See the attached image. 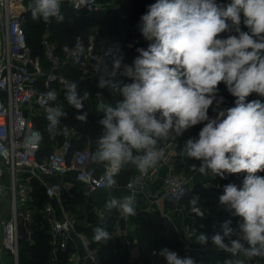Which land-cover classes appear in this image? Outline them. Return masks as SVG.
Returning <instances> with one entry per match:
<instances>
[{
  "label": "clouds",
  "instance_id": "9594fccd",
  "mask_svg": "<svg viewBox=\"0 0 264 264\" xmlns=\"http://www.w3.org/2000/svg\"><path fill=\"white\" fill-rule=\"evenodd\" d=\"M63 0H30L32 19L50 22L60 16ZM247 31L241 30V23ZM140 34L149 41L138 48L130 65H123L121 75L131 83L114 80L121 70L122 58H114L109 74L105 67L98 87H107L122 97L115 104L97 93L96 110L102 113V128L92 159L98 165L120 170L131 165L148 175L161 161L162 141H175L186 130L203 124L196 137L188 138L180 150L182 158L199 161L189 169L204 176L245 173L242 186L224 185L219 205L233 219H225L210 238L199 233V245L211 241L217 249L231 254L224 264H248L264 259V101L247 97L256 93L264 98V0H155L140 17ZM235 33L234 35L232 33ZM226 33V36H221ZM223 83L236 97L235 106L219 110L218 86ZM54 102L58 92L45 94ZM90 95H80L77 84L65 85L64 99L78 112ZM216 103L209 117V108ZM45 108L46 130L50 138L64 133L61 118L67 114L61 105ZM88 113L76 120L87 123ZM36 135L31 143H38ZM166 162V161H165ZM115 186V181L106 185ZM130 194L110 197L104 208L116 210L124 219L137 214V189L129 184ZM199 196L189 205L198 206ZM112 239L104 227L93 230V240L106 244ZM157 254L167 264H195L191 257H180L167 247Z\"/></svg>",
  "mask_w": 264,
  "mask_h": 264
},
{
  "label": "built area",
  "instance_id": "2783aa9c",
  "mask_svg": "<svg viewBox=\"0 0 264 264\" xmlns=\"http://www.w3.org/2000/svg\"><path fill=\"white\" fill-rule=\"evenodd\" d=\"M25 3H30V0H0V223L4 234L3 246L12 254L15 263L19 264L22 232L26 231L31 239L33 213L29 206L33 200L32 179L35 177L42 180L47 175L58 176L62 179L43 183L49 197L44 214L50 223L52 234L51 261L54 262L60 251H66L72 242L75 249L70 252L66 264H105L90 235L84 230H78L72 213L65 208L64 183L67 176L73 175L84 187L85 194L89 195L97 190L108 189L106 185L112 181H115L114 187L118 186V175L122 169L114 170L105 166L100 170L92 159L94 151L91 144L87 142L75 145L81 136L76 127L65 124L64 140L40 157L42 139L35 144L30 142L36 135L42 136L41 130L35 126L34 116L45 113V108L53 105L45 94L55 83L60 86L70 81L76 84L86 81L94 83L104 73L105 67L111 73L113 60L117 57L122 58L121 70L114 80L121 81L126 77L121 75L123 65H130L134 60L123 58L121 52L125 48L134 49L142 43L143 37L134 36L127 42L113 39L99 45L91 34L87 39L76 38L73 43L67 42L59 46L50 37L47 25L41 38L42 52L34 54L28 41L24 17L27 10L18 8ZM113 3L112 0H63L60 16L55 18L58 21L64 19L65 5L76 11L95 12L112 9ZM65 65L76 66L79 77L71 79L61 73L60 69ZM54 105L59 103L55 101ZM173 144L170 140L162 141L160 150L166 162L161 161L146 176L135 170L125 183V188L128 189V185L132 184L137 193L145 194L155 202L166 199L179 205L186 201L192 187L189 177L177 171L175 164L170 162ZM167 164L169 172L163 176L159 188L151 190V181ZM6 173L9 174V182L5 181ZM7 191L10 192L11 206L9 213L5 215L1 202ZM200 209L202 212L192 208V212L203 216L204 210Z\"/></svg>",
  "mask_w": 264,
  "mask_h": 264
},
{
  "label": "trees",
  "instance_id": "16d2710c",
  "mask_svg": "<svg viewBox=\"0 0 264 264\" xmlns=\"http://www.w3.org/2000/svg\"><path fill=\"white\" fill-rule=\"evenodd\" d=\"M113 7L109 10L90 12L87 10L76 11L68 5L63 6L64 19L58 21L56 18H52L50 22H44L43 20H33L30 11L26 13L27 22L26 29L28 34V41L33 49V53H41V38L46 31L47 25L49 26L50 37L57 42L59 46L65 43H73L76 39L75 36L82 35L87 39L91 34L95 36L96 43L103 45L110 40L117 39L122 42L131 40L134 36L141 35L138 29L140 23V17L144 14L148 5L155 2V0H112ZM230 0H217V3L226 4ZM241 30L247 31V27L243 24L240 25ZM235 34L234 32L232 33ZM226 33H222L221 36H226ZM149 41H143L137 45L134 49L125 48L121 52V56L125 59H132L138 55L136 51L138 48H147ZM121 83H131V79L128 77L123 78ZM219 94L217 98H223L222 103L228 107L235 104L236 97L232 96L226 86L221 83L219 86ZM52 89H61L62 96L64 98L65 85L60 86L54 84ZM80 95H83L84 90L82 85L77 88ZM119 96V95H118ZM122 99L121 96H119ZM264 98L259 97L256 93L247 97L248 101ZM67 115L61 118V128L63 124H68L77 128L80 140L75 142V145H84L89 142L93 151L96 149V140L101 135L102 128L97 123L102 118V113L97 112L96 109L89 108L88 103L84 101V107L79 112L71 105L64 111ZM88 113L87 123H81L76 120V116ZM46 113H41L34 116L35 126L42 132L41 148L39 150L40 157L47 154L50 151V147L57 141H63L66 137L65 132L61 135H57L55 138H50L46 126L47 121L45 119ZM209 117H212L211 109L208 112ZM203 124H199L186 130L177 140L173 141L176 150V169L183 171L188 175L195 172L189 169V165L197 164L199 161L194 159L182 158L179 153L183 147V143L191 137H196L203 127ZM172 141V140H171ZM134 166L128 165L122 168L118 175L119 183L125 184L129 177L135 172ZM245 173L239 174H226L224 178L219 176L213 177V180L221 178V188L215 186H208L206 183H196L193 190L190 192V196L194 193L195 196H199V203L203 209L207 212L200 217L202 226L196 227V235L193 240L196 243V250L185 249L183 239L172 223H168L166 218L159 210L153 212H145V217L135 223V234L137 237L138 248L140 252V260L130 262L127 245L121 240V238L115 236V224L119 212L112 210L108 212L104 208V202L102 201V208L108 213L107 218L103 222L97 223V213L94 210L93 204L89 201L86 204L87 196L84 193V188L80 185H74L71 189L65 188L64 192V205L71 212L77 213L80 219L86 218L91 222L90 226H86L82 223H77L78 230L86 231L93 240V230L96 227L106 228L112 236L106 244L97 243L93 240V245L99 248L100 257L105 264H167L163 257L159 256L157 252L164 247L169 248L172 251L178 253L180 257H191L195 261V264H224L226 259L233 258L231 254L226 253L216 248L215 245L209 242L205 245H199L197 237L199 233H204L209 238L216 232L221 231V223L225 219H233L235 224V218L230 217L229 213L225 211L219 205V196L223 194V187L229 183H235L238 186H242ZM257 175L264 176V172L257 173ZM212 179V178H210ZM33 183V208H34V221L31 224V240L26 242L22 239V247L19 252V264H66L70 252L73 251L74 245L70 242L66 251H60L58 258L51 263V251L52 234L50 232V223L44 214V208L49 201V197L46 194L45 186L36 178L32 179ZM189 196V199H190ZM79 206L87 208V215L81 213ZM143 215V216H144ZM124 219H121V223L124 224ZM123 226V225H122ZM250 264H264V259L254 258L249 261Z\"/></svg>",
  "mask_w": 264,
  "mask_h": 264
},
{
  "label": "crops",
  "instance_id": "0c3cea01",
  "mask_svg": "<svg viewBox=\"0 0 264 264\" xmlns=\"http://www.w3.org/2000/svg\"><path fill=\"white\" fill-rule=\"evenodd\" d=\"M28 5H29V3H25V4H20L18 6V8L21 10H24V9L27 10L24 12V17H25L26 22H27L26 13L28 11H30L28 9ZM0 48H1V34H0ZM60 72L63 74H65V73L70 74L72 76L71 79H77L79 77V70L76 66H73V65L63 66L60 69ZM67 74H65V75L67 76ZM98 82H99V80H95L94 83H91L90 81H88L87 83L86 82L78 83L77 88L80 85H82L84 92H88L90 95V98H95V97L97 98L96 92L104 91V90L106 91L105 88L98 87ZM107 92H109V98H112L109 100H113L114 98L119 97L118 95H114L109 89L106 91V94H107ZM61 142L62 141H57L56 143H54L50 147V150L55 149L57 147V145L60 144ZM173 150L174 151L172 152L170 162L175 164V161H176L175 156H176L177 152L174 148H173ZM98 166H99L100 170L105 167V165H98ZM169 170H170L169 165L167 164L166 166H164L162 168V170L160 171L158 176L153 181H151L149 188L151 190H155V189L159 188V186L162 183L163 176L165 174H167L169 172ZM193 177H194V183L203 182V183H206V185H208V186H215L216 185V186H218V188H220V186H221V178L214 181L213 177H211L210 175L204 176V175L199 174L198 172H195ZM210 178H212V179H210ZM36 179H38L43 184L45 181L49 182V181L54 180V179L59 180V179H62V177L51 176V175L48 176L47 175L46 177H43L42 180L40 178H36ZM5 181L9 182V174L8 173L5 174ZM64 184H65V188L67 190L71 189L74 185H76V186L80 185L81 187H83L81 184H79L75 180L73 175L67 176L65 178ZM84 193H85V191H84ZM31 194H32V198H33V192ZM128 194H130V192L127 188H125V184L121 185V183H119L118 186L113 187V188L97 190L95 192H92L89 195L85 194L87 196V200H88L86 202V204H88L89 201H91V203L93 204L94 210L97 213V219H96L97 223L103 222L107 218L108 213H106V211H104V209L102 208V204H103L102 201L106 202V200H108L110 197L115 196V197L119 198V197H122V196L128 195ZM33 200H34V198H33ZM33 200L30 202L29 207L33 213V221H34V208L32 206ZM189 201H190V199H187L186 201L181 202L179 205H176L175 203H172L166 199L160 200L159 202H155V201L149 200L145 196V194L137 193V214H136V216L124 219L122 217V215L120 214L118 216L116 224H115V236L121 238V240L127 245L128 251L130 252V256H129L130 262L141 261L140 260V252H139L138 243H137L138 241H137V237L135 234V223L140 219V216L144 215V212H153V211L159 210L164 217H166V216L169 217V220L171 221V223L176 227V229L178 230V232L180 233V235L183 239L185 249H189L191 251L194 248H197V247H195L196 243H194L195 241L193 240V237H194V235H196V227L202 226L203 224L200 221L201 216L192 212L193 207L191 205H189ZM105 202H104V204H105ZM10 206H11V196H10V192L7 191L2 202H1V208H2L3 213L5 215H7L9 213ZM56 206L58 207V210H60L58 203L56 204ZM198 206L203 209V207L200 205V203L198 204ZM80 210H81V213H84L85 215H87V208L86 207H84V209L82 207V208H80ZM68 211L70 213H72L70 210H68ZM206 213L207 212L204 210V214H206ZM58 215H61V214L58 212ZM121 219H124V221H125L124 224L121 223ZM78 221L75 220L76 227H77V223H82L86 226H90V224H91V222L88 221L86 218L79 219ZM22 239L24 241L28 242L32 238L30 239L29 234H27V232L24 231L22 234ZM22 239H21V241H22ZM3 243H4V234H3V229H2V226L0 223V264H16L14 257L12 256V254L9 251H7L4 248ZM22 247H24V245H22V242H21V248ZM51 263H54V262L51 261Z\"/></svg>",
  "mask_w": 264,
  "mask_h": 264
},
{
  "label": "rangeland",
  "instance_id": "374dc122",
  "mask_svg": "<svg viewBox=\"0 0 264 264\" xmlns=\"http://www.w3.org/2000/svg\"><path fill=\"white\" fill-rule=\"evenodd\" d=\"M143 37V36H142ZM76 38H84V36H82V35H77V36H75V38L74 39H76ZM143 41H145V39L143 38L142 39ZM142 41V42H143ZM65 74H67V73H65ZM67 76L69 77V78H72V76L70 75V74H67ZM88 81H86V83H87ZM105 89H106V91L108 90V88L107 87H105ZM57 92H58V99L56 100V102L57 103H59V105H61V106H63V111H65V109L66 108H69V104L67 103V101L64 99V98H61V96H62V90L60 89H57L56 90ZM106 91L104 90V91H99V92H96V93H101L102 94V97H103V100L105 101V102H107V103H112V104H115V102L116 101H118V100H121L119 97H116V98H114L113 100H109V99H112V98H109V92H107V94H106ZM97 96V95H96ZM218 100H219V98H217ZM87 103H88V106H89V108H92V109H96V103H97V98L95 97V98H89V100H87L86 101ZM233 106H235V104H233V105H231V106H228V107H226L223 103H220L219 104V108L217 109V111H219V110H224V109H227V108H230V107H233ZM213 108H216V103L214 102V104H213V106L212 107H210V109H211V112H212V117L214 118L216 115H217V112L216 111H213ZM44 114V113H43ZM65 125L67 126L68 124H66L65 123ZM171 141V140H170ZM173 142V141H172ZM174 143V142H173ZM174 145V149H175V144H173ZM96 150V149H95ZM94 150V151H95ZM176 160V159H175ZM175 167H176V161H175ZM178 171V170H177ZM180 172H183V171H180ZM184 173V172H183ZM187 177H189V179H190V185H191V191L193 190V188H194V186H195V184L196 183H194V177H193V175L194 174H191V175H188L187 173H184ZM121 185H122V183H121ZM216 187H218V186H216ZM220 188H221V186H220ZM196 190H193V192H195ZM193 196H195L194 195V193H192V196H190V200L192 199V197ZM188 199H189V197H188ZM64 200V199H63ZM80 208H82L83 206H79ZM79 208V209H80ZM83 209H84V207H83ZM144 214H145V212H144ZM72 215H73V218H74V220H76V221H78L80 218H79V216H77V213H75V212H72ZM140 217H145V215L143 216H140ZM166 218V221L168 222V223H171V221L169 220V217H165ZM79 222V221H78ZM25 230V229H24ZM24 232V231H23ZM22 232V233H23ZM248 264H250V263H248Z\"/></svg>",
  "mask_w": 264,
  "mask_h": 264
}]
</instances>
